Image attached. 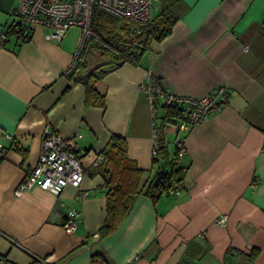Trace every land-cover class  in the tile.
<instances>
[{"label":"crops","instance_id":"1","mask_svg":"<svg viewBox=\"0 0 264 264\" xmlns=\"http://www.w3.org/2000/svg\"><path fill=\"white\" fill-rule=\"evenodd\" d=\"M16 4L0 0V34L17 21ZM158 11L177 17L171 31L138 62L107 70L95 85L101 101H88L84 81L70 74L78 30L54 40L37 28L0 44V264H90L97 252L108 264H264V0H157L152 17ZM149 73L177 95L225 85L226 102L185 133L180 192L129 196L122 221L101 236L109 172L95 158L110 137L125 138L143 179L158 167L159 111L153 117L140 88ZM46 126L64 138L80 134L83 179L59 195L32 185L17 196ZM69 210L77 212L73 230L63 227ZM219 214L224 225L214 222Z\"/></svg>","mask_w":264,"mask_h":264},{"label":"built area","instance_id":"2","mask_svg":"<svg viewBox=\"0 0 264 264\" xmlns=\"http://www.w3.org/2000/svg\"><path fill=\"white\" fill-rule=\"evenodd\" d=\"M94 8L108 11L118 17L136 21L148 22L152 18V9L157 8V0H17L12 11L17 21L8 27H3L0 34V44L8 36L22 41L28 39L37 28H46L45 38L59 40L72 26L78 29L77 47L69 69L76 66L82 59L85 49L92 38L98 37L92 28V15ZM135 33H139L135 29ZM140 88L147 92L153 117L157 112L154 95L158 94L161 103L181 104L182 118L176 123L177 135L175 146L184 149L185 133L196 123L201 122L212 110H219L226 102L227 87L218 85L199 97L162 93L155 83L154 77L149 73L147 82L141 83ZM80 134L64 138L51 127L46 126L41 134V149L35 164L25 173L14 188V194L22 192L37 185L55 195H59L67 185L78 187L83 179L84 167L81 157L85 150L77 144ZM11 138V137H9ZM158 129L155 120L152 122L151 156L158 154ZM103 156L97 154L95 164L101 165ZM254 183L256 180L253 181ZM181 186L172 185L167 189L168 194H176ZM226 214H219L214 222L224 225ZM77 225V212L69 210L63 222L68 230L75 229Z\"/></svg>","mask_w":264,"mask_h":264},{"label":"trees","instance_id":"3","mask_svg":"<svg viewBox=\"0 0 264 264\" xmlns=\"http://www.w3.org/2000/svg\"><path fill=\"white\" fill-rule=\"evenodd\" d=\"M176 19L172 12L158 11L148 22L139 23L94 8L92 28L98 37L90 40L82 59L70 69V74L75 80L84 81L87 100L99 98L98 100L101 101L103 94L95 85L102 75L126 61L138 62L152 41L161 40L169 34ZM135 29H138L139 33L136 34ZM91 50H97L92 63L88 58ZM153 77L160 91L168 93L159 83L158 78ZM153 100L157 110L160 109V114H156L159 150L157 156L152 157L158 167L151 177L143 179L142 169L127 156L125 138L119 135H112L98 153L103 156V162L98 166L102 169L106 168L109 172L106 180V218L99 231L101 236L110 234L122 221L129 207V196L145 192L155 198L163 193L168 194L169 186L176 184L181 186L180 179L184 168L177 161L180 149L175 146L173 154H169L166 132L169 123H175L183 117V107L173 102L161 103L158 94L154 95ZM255 254L256 250L253 249L250 253L251 260ZM90 264H108V262L101 253L97 252L91 255Z\"/></svg>","mask_w":264,"mask_h":264},{"label":"rangeland","instance_id":"4","mask_svg":"<svg viewBox=\"0 0 264 264\" xmlns=\"http://www.w3.org/2000/svg\"><path fill=\"white\" fill-rule=\"evenodd\" d=\"M77 30H78V29H77L76 27L72 26V27L69 28L67 34H68V35L75 34V33H77ZM68 35H67V36H68ZM92 51H93V52H92ZM96 54H97V50H91V51H90V53H89L90 56L88 55V56H89L88 58H89V61H90V62L93 61L94 56H95ZM91 63H92V62H91ZM159 114H160V109H159V113H158V115H159ZM177 121H178V120H176L175 123H177ZM175 123H169V124L167 125V131H168V132H171V131H170L171 129H172V130H175V129H176V124H175ZM168 132H167V133H168Z\"/></svg>","mask_w":264,"mask_h":264}]
</instances>
